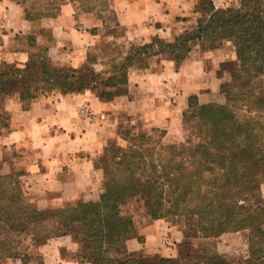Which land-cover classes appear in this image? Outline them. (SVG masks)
Segmentation results:
<instances>
[{"label":"trees","instance_id":"16d2710c","mask_svg":"<svg viewBox=\"0 0 264 264\" xmlns=\"http://www.w3.org/2000/svg\"><path fill=\"white\" fill-rule=\"evenodd\" d=\"M108 1L16 3L34 23L58 18L69 3L79 4L82 12H95L101 21L102 11H108L117 22ZM196 1L201 18L194 31L173 42L154 38L114 65L110 76L88 66L66 67L47 55L23 65L0 64L1 137L11 121L3 108L8 97H18L25 111L52 92L92 91L100 101L113 102L124 95L120 93L128 87L130 70L149 71L151 59L166 56L178 68L189 58L194 43L208 50L231 43L236 51L231 81L222 84L218 95L225 102L201 105L197 97L189 99L183 118L195 123L186 142L170 144L173 139L167 138V131L157 136L159 131L153 130L138 132L125 149L105 152L109 165L98 202L70 209H39L28 201L23 173H5L0 163V226L6 233L24 234L38 245L44 235L49 239L71 237L81 247L79 260L90 264H229L215 251L197 248L187 235L179 258L135 257L121 249L136 235L133 216L124 215L122 209L140 201L153 220L174 217L197 233L196 240L250 232V252L244 264H264V0H242L239 7L227 9H217L213 0ZM5 244L0 243V259L22 258L24 263L31 259L27 253L6 250Z\"/></svg>","mask_w":264,"mask_h":264},{"label":"crops","instance_id":"0c3cea01","mask_svg":"<svg viewBox=\"0 0 264 264\" xmlns=\"http://www.w3.org/2000/svg\"><path fill=\"white\" fill-rule=\"evenodd\" d=\"M213 2L217 9H224L230 4L239 5L241 0ZM110 5L116 13V23L124 29L118 42L137 46L157 37L173 42L194 30L201 17L196 0H110ZM103 25L96 13L82 12L71 3L63 6L58 18L34 23L26 19L21 5L0 0V64L23 65L34 60L40 50L31 48L30 37L42 46L43 32L48 31L54 43L49 47V57L53 61L67 60L74 68L83 67L101 42L100 34L90 31L100 30ZM234 61L236 53L231 48L204 50L198 43L178 68L166 60L158 71L132 70L127 94L113 102L100 101L92 91L71 95L54 92L38 99L30 111L17 105L8 107L11 128L0 144L7 150L26 147L35 152L23 167L29 174V189L44 196L45 209H62L84 199L97 200L104 174L98 166L99 159L110 140L118 137L121 118L128 116L133 126L143 122L146 127L166 128L167 138H176L182 130L189 99L197 97L201 105L212 103L222 84L230 81L227 75L222 76V67ZM94 67L101 72L106 68L102 61ZM261 193L264 199V183ZM162 234L175 247L183 242L181 232L160 221L140 230L143 243L138 239L127 242L130 254L145 251L149 256H172L173 250L161 245ZM80 253V245L71 237L45 238L27 253L31 259L26 263L19 258L0 259V264H90L79 260Z\"/></svg>","mask_w":264,"mask_h":264},{"label":"rangeland","instance_id":"374dc122","mask_svg":"<svg viewBox=\"0 0 264 264\" xmlns=\"http://www.w3.org/2000/svg\"><path fill=\"white\" fill-rule=\"evenodd\" d=\"M13 1L16 2L17 0H13ZM108 4L111 7L110 0L108 1ZM240 4H241V2L237 6H233L232 4H230L231 6H228L224 9H227L229 7H239ZM76 5H77V7H79V4H76ZM78 10H80V9H78ZM93 13H95V12H93ZM101 17L103 19L102 22L104 23L103 27L100 30L99 29H93L92 31H90V32H92V34H96V35L100 34L101 42L97 47L98 48L97 51L89 54L88 60H87L88 62L85 66L91 67L96 72L98 71V73H102L105 76L106 75L110 76L112 74V71H113L112 68L114 67V65H117L119 63L121 64L130 55V53L133 52L134 49H137V48L142 47L144 45H138L137 46L134 44L126 43L125 41H122V40L120 42H118V40L122 39V37L124 36V29H122L120 26L117 25L114 15L111 14L110 12L102 11ZM45 19H51V18H43L40 21L45 20ZM199 19H198V21H199ZM40 21H38L36 23H39ZM197 26H198V23H197ZM197 26H196V28H197ZM194 30H190L187 32H191ZM99 31H101V33H99ZM43 36L45 38V44L42 46H37L35 37H33V36L30 37L31 38V41H30L31 48H35V49L40 50L38 52L37 56L35 57V59L32 61L38 60V58L40 56L47 55L49 57L48 50H49V47L51 46V44H54L53 38H52L50 32H48V31H44ZM196 44H198V43H194L192 45V49L194 48V46ZM224 47H229L232 50H234V52L236 53L235 48L233 47V45L231 43H225ZM203 49L208 50L205 47ZM161 57H159L158 59H151L148 61V64L150 66L149 71H155V70L158 71V70H161L163 68V65L166 63L167 58H166V56H161ZM55 61L60 63V64L64 63L65 66L67 65L66 67L70 66L69 64H67L68 63L67 60H65V61L55 60ZM99 61H102L103 64H105V66H106L105 70H103L102 72H101V70L99 71V68L94 67L95 64H97V63L99 64ZM232 63H234V62H228V63L224 64V66L222 67V71H221L222 76L227 75L229 77L230 81H231V73H232V68H233ZM132 70H138V69L132 68L130 70V72ZM130 72H129V81H130ZM128 86H129V84H128ZM127 91H128V87L123 88L121 90L120 94L125 95V94H127ZM52 93H54V92H52ZM52 93H50V94H52ZM49 95H47V96H49ZM44 97H40L39 99L44 98ZM224 102H225L224 98L219 96L212 103L220 105V104H223ZM212 103H209V104H212ZM14 105H17V108L19 106H21V109L23 111H25L23 108V105H22V103L18 97L13 96V97L6 98L3 101V108H4V111H6L8 113L10 119H12V115H11V112L8 110V107L14 108ZM121 119L122 120H121V124L119 126L118 137L116 139L110 140V144L107 147L106 151H108L110 149H114L116 147H120V148H124V149L127 148L131 137L136 135L138 132L150 133L151 131L156 130V131H159L156 135L160 136L161 132L166 133V131H167L166 128H162V127H151V128L146 127V124L143 122H140L139 124L133 126L131 124L130 118L128 116H123ZM194 123H195L194 119L189 121L188 118H186V119L183 118L182 130H181L179 136L174 138L169 143L179 145L181 143L186 142V139L191 136L190 126L194 125ZM10 128H11V121H10L9 128L4 129L2 131V136L0 137V140L2 137H4L6 134H8V132L10 131ZM105 152L102 155V157L99 159V165H98L100 168H102L104 170L103 173L105 172L106 168H108V165H109V162H108L109 157H108V155H106ZM33 154H35V152L32 149H28L26 147H16V148H12L11 150H7V149H3V147L0 144V163H2V165L4 166V172L9 173L10 171H13V172L15 171L16 173H20V172L23 173V177H21V180H22V183L24 184V188H25L26 192L28 193L27 198H28L29 203L35 205L36 207H38L39 209H42V210H56L55 208L54 209H50V208L45 209L46 204L44 203V199H43L44 196L39 195L36 191H31L29 189V187H31V185H29V180H28L29 174L26 171V168L23 166L25 165V162L27 161L29 156H33ZM104 183H105V181H104V177H103L102 192L104 191V187H105ZM102 192H101V194H102ZM101 194H100V196H101ZM45 198L50 199L49 196H46ZM99 200H100V197L97 200H93V201L84 199L81 201H77L76 203H69V204L65 205L64 209L74 208V207H77L78 205L84 204V203H95V202H98ZM122 212L124 215H132L133 219H134L133 223H134V227L136 230L135 231L136 235H135V238H133L131 240L138 239V241L140 243H143L144 237L139 236L140 230L145 229V228L147 229V228L153 226L155 223L161 221L163 226L168 227L169 229L174 228L178 232H181L183 235V242H184V239L186 238V235H187L188 238H190L192 240L193 245H195L197 248L213 250L216 253H218L220 256L224 257L225 260L229 264H244V261L249 256L250 232H248V231H241L238 233H228V234H225V235L221 236L220 238L214 239V240L198 239V238L196 240V239H194V237L198 236L197 233L195 234L194 231L187 230V228L184 227V225L180 222V220H178L174 217H167L164 219L153 220L152 217L147 215V212H146L143 204L140 203V201L131 202L129 205L125 206L122 209ZM186 230H187V233L185 232ZM169 235H171L172 237L175 238V236L173 235V232H169ZM45 238H48V237L44 235V236L39 237L38 240L44 241ZM160 238H161V240H160L161 245L163 244V246H166L167 248L172 249L174 252L173 255L168 257V258H179L180 252L183 250V244L184 243L182 242L181 244L178 245L176 242L177 247H175L173 244L167 242V236L166 235L163 236V234H162L160 236ZM1 241H7V244H5L7 246L4 245L6 247V250H8L10 248L11 250L10 249L9 250L11 252H14L15 254H17V253L18 254L29 253L30 250H32V248L34 247V245L35 246L38 245L37 243H35V241L30 239L29 237H25L24 234H22V235L8 234L0 226V243H1ZM127 242H125L120 248L126 249V251H128V253L130 254V251L128 250V247H127ZM0 250H2L1 245H0ZM4 252H5V250H4ZM132 255L135 257H139L141 255V256L148 257V258H153L152 256H149L145 251H141V252L136 253V254L133 253ZM157 258H159V257H157Z\"/></svg>","mask_w":264,"mask_h":264},{"label":"built area","instance_id":"2783aa9c","mask_svg":"<svg viewBox=\"0 0 264 264\" xmlns=\"http://www.w3.org/2000/svg\"><path fill=\"white\" fill-rule=\"evenodd\" d=\"M169 95H170V96H172V94H171V93H169ZM88 113L90 114V112H88ZM92 116H93V115H92Z\"/></svg>","mask_w":264,"mask_h":264}]
</instances>
